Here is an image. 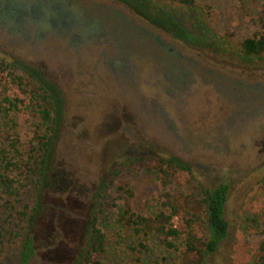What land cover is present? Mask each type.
Masks as SVG:
<instances>
[{
    "label": "rangeland",
    "instance_id": "374dc122",
    "mask_svg": "<svg viewBox=\"0 0 264 264\" xmlns=\"http://www.w3.org/2000/svg\"><path fill=\"white\" fill-rule=\"evenodd\" d=\"M212 23L137 0H0V59L46 84L57 132L47 162L27 264H72L98 201L108 237L100 264H133L122 212L151 217L167 197L201 210L206 189L228 187L227 237L205 264H246L244 211L264 206V62L230 46L262 30L255 3L193 0ZM0 89L24 102L12 115L21 146L30 138L29 100L0 75ZM7 121H0V138ZM190 167L164 185L155 159ZM199 234L201 231H199ZM146 264L170 258L153 240ZM21 244L5 255L19 264Z\"/></svg>",
    "mask_w": 264,
    "mask_h": 264
},
{
    "label": "trees",
    "instance_id": "16d2710c",
    "mask_svg": "<svg viewBox=\"0 0 264 264\" xmlns=\"http://www.w3.org/2000/svg\"><path fill=\"white\" fill-rule=\"evenodd\" d=\"M161 11L194 14L204 30L210 28L212 13L208 6L193 0H137ZM255 13L262 30L252 37L230 46L232 52L246 59L264 62V9L255 3ZM18 65L0 59V75L8 76L9 84L28 97L25 111L32 117L30 138L21 146L18 136L11 131L16 127L12 115L20 113L24 102L0 89V121H7V131L0 138V264H5L6 253L21 244L20 263L27 264L33 252L32 231L37 224L38 205L47 174V162L54 135L57 132L55 105L49 87L37 75L28 74L29 81L15 74ZM1 84V80H0ZM152 168L162 184L166 185L179 175H189L190 167L173 159H155ZM264 193V179L260 184ZM228 187L219 184L202 194L201 210L189 206L182 196L162 201L151 217H143L125 209L121 220L131 234L128 250L135 256L133 264H146L142 257L151 251L150 240L155 241L170 258L155 264H205L209 255L218 249L227 237L226 220ZM264 203V201H263ZM101 204L91 209L83 228L72 264H100L106 252L108 237L99 227ZM238 227L250 240L247 243L246 264H264V206L260 211H244ZM199 231L200 234H199Z\"/></svg>",
    "mask_w": 264,
    "mask_h": 264
}]
</instances>
